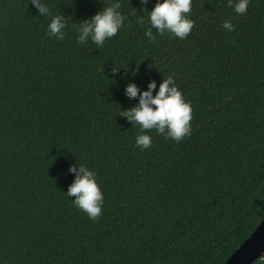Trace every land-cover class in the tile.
Here are the masks:
<instances>
[{
  "label": "trees",
  "instance_id": "trees-1",
  "mask_svg": "<svg viewBox=\"0 0 264 264\" xmlns=\"http://www.w3.org/2000/svg\"><path fill=\"white\" fill-rule=\"evenodd\" d=\"M44 2L50 15L0 0V264H224L264 217V0L242 15L192 0L189 34L153 40L155 0H120L124 24L98 49L75 23L111 0ZM61 13L58 40L47 25ZM168 75L191 132L145 130L141 151L139 125L120 115L136 103L125 84ZM76 164L103 193L94 220L66 196Z\"/></svg>",
  "mask_w": 264,
  "mask_h": 264
},
{
  "label": "clouds",
  "instance_id": "clouds-1",
  "mask_svg": "<svg viewBox=\"0 0 264 264\" xmlns=\"http://www.w3.org/2000/svg\"><path fill=\"white\" fill-rule=\"evenodd\" d=\"M32 6L40 15H50L49 7L44 0H30ZM147 0H141L146 4ZM249 0H227L226 7L242 15L247 11ZM192 0H155L151 10H147L148 27L144 30V36L153 40V29L157 34H169L170 37L185 38L191 31L194 21L189 17ZM120 0L111 2L100 8L90 18L80 23H75L77 42L84 44L89 40L97 46L115 36L123 26L125 14L120 11ZM142 9V12L143 10ZM144 20L138 19L137 23L143 25ZM222 27L227 31H233V25L229 20H224ZM65 17L61 14L52 15L47 25V32L58 40L64 38ZM111 71L116 73L118 67ZM153 89H156L153 94ZM124 94L129 99L135 98L136 103L131 107L122 109L120 115L131 124L139 125L140 131L135 136V145L141 150L151 146V137L145 130H155L165 139L180 141L191 132V106L185 100L172 75L162 77L158 87L155 80H149L146 89L138 88L134 82H128L124 87ZM68 172L73 173L74 178L68 185L66 196L73 206L86 213L89 219H96L101 214L103 205V193L96 179V173L82 164L69 165Z\"/></svg>",
  "mask_w": 264,
  "mask_h": 264
},
{
  "label": "water",
  "instance_id": "water-1",
  "mask_svg": "<svg viewBox=\"0 0 264 264\" xmlns=\"http://www.w3.org/2000/svg\"><path fill=\"white\" fill-rule=\"evenodd\" d=\"M264 264V217L250 236L227 258L224 264Z\"/></svg>",
  "mask_w": 264,
  "mask_h": 264
},
{
  "label": "rangeland",
  "instance_id": "rangeland-1",
  "mask_svg": "<svg viewBox=\"0 0 264 264\" xmlns=\"http://www.w3.org/2000/svg\"><path fill=\"white\" fill-rule=\"evenodd\" d=\"M253 264H262V262L259 260H256Z\"/></svg>",
  "mask_w": 264,
  "mask_h": 264
}]
</instances>
